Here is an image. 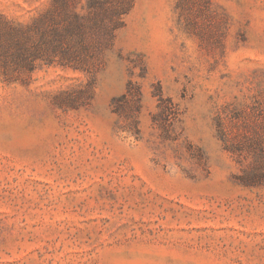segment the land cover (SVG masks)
Wrapping results in <instances>:
<instances>
[{
  "label": "rangeland",
  "instance_id": "1",
  "mask_svg": "<svg viewBox=\"0 0 264 264\" xmlns=\"http://www.w3.org/2000/svg\"><path fill=\"white\" fill-rule=\"evenodd\" d=\"M0 264H264V0H0Z\"/></svg>",
  "mask_w": 264,
  "mask_h": 264
}]
</instances>
